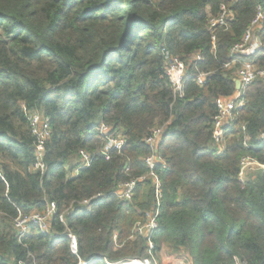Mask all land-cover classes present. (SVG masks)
I'll return each mask as SVG.
<instances>
[{
  "label": "trees",
  "instance_id": "obj_1",
  "mask_svg": "<svg viewBox=\"0 0 264 264\" xmlns=\"http://www.w3.org/2000/svg\"><path fill=\"white\" fill-rule=\"evenodd\" d=\"M223 7L227 27L211 28ZM260 9L264 0H0V264L149 258L148 241L131 237L157 208L151 173L161 183L155 257L166 245L191 264H264V172L239 180L242 157L264 162L263 79L246 91L225 146L213 140L216 101L237 92L240 66H225ZM257 35L262 48L240 58L264 70V22ZM168 56L188 67L183 98L167 77ZM33 112L51 123L45 171L36 168ZM103 124L125 140L108 158ZM163 127L152 170L146 140ZM132 181L131 200L113 194ZM50 203V233L33 226L20 241L15 220Z\"/></svg>",
  "mask_w": 264,
  "mask_h": 264
},
{
  "label": "built area",
  "instance_id": "obj_2",
  "mask_svg": "<svg viewBox=\"0 0 264 264\" xmlns=\"http://www.w3.org/2000/svg\"><path fill=\"white\" fill-rule=\"evenodd\" d=\"M232 17V14L226 7L222 8V12L217 19H213L210 22L211 28L227 27L228 20ZM264 22V10H259L256 19L253 21L250 28L247 30L240 44L236 45L232 51L233 59L227 64L226 68H232L235 65H239L238 80L241 84L240 90L228 98L221 97L216 101L217 115L214 117V129H213V140L216 144H219L222 148L225 146V134L226 127L235 121L236 112L238 109L245 105L244 95L246 91L258 80H264V70H258L255 68L253 63L245 58L251 57L262 48V43L257 35L259 28ZM215 38L213 41L215 42ZM240 57H245L241 59ZM196 60H201L199 55L196 56ZM188 67L177 57H167L166 73L170 84L172 85L174 94L178 98L185 96V87L187 80ZM208 74H200L196 77L198 85L202 86L206 83ZM32 134L36 137V156L37 165L36 168L45 171V165L43 159L45 155V146L47 141L50 139L52 134V128L50 120L38 112L29 113L27 115ZM165 128H158L153 131L150 138L146 140L147 145L153 150V155L145 160L147 166L150 169H154L156 164L162 162L159 156V147L163 138ZM100 135L105 139L106 145L102 150L101 154L106 158L109 157V153L112 150H121L125 145V140L121 137L114 138L110 135L111 128L107 125H102L99 129ZM261 142H264V134L259 137ZM246 148H252L248 145L247 140L244 143ZM82 167H90L92 160L90 155L82 151L80 153ZM264 172V162L252 156H244L240 161V175L239 180L241 183H245L249 177L255 176L256 174ZM1 176V171H0ZM2 177V176H1ZM156 186V198L157 208L156 211L150 216L147 222L138 223L135 226L133 236L131 239L136 237H143L148 241V249L150 257L145 260L133 259L126 260L119 263L107 264H158L157 258L154 255L156 249L153 237L158 228V218L160 214V199H161V183L159 178L151 173ZM146 178H141L139 181H144ZM137 186V181H132L121 185L113 194L120 200L127 201L131 200L134 191ZM104 195H98L91 200L84 201L83 206H89L91 202L98 198H103ZM56 204L50 203L46 207V210L41 213H32L29 215H20L15 220V228L18 233V238L21 241L31 230L33 226L37 227L41 234L50 233L51 220L56 215ZM60 222L65 223V216L62 214L59 217ZM68 237L71 240V250L74 255L78 254V241L76 236L69 232ZM117 240V235L114 237ZM24 264V263H20ZM77 264H92V260H80Z\"/></svg>",
  "mask_w": 264,
  "mask_h": 264
},
{
  "label": "rangeland",
  "instance_id": "obj_3",
  "mask_svg": "<svg viewBox=\"0 0 264 264\" xmlns=\"http://www.w3.org/2000/svg\"><path fill=\"white\" fill-rule=\"evenodd\" d=\"M156 258L158 264H191L184 251L174 253L166 245L161 248Z\"/></svg>",
  "mask_w": 264,
  "mask_h": 264
},
{
  "label": "water",
  "instance_id": "obj_4",
  "mask_svg": "<svg viewBox=\"0 0 264 264\" xmlns=\"http://www.w3.org/2000/svg\"><path fill=\"white\" fill-rule=\"evenodd\" d=\"M240 88H241V84H240L239 81H237V82H236V89H237V90H240Z\"/></svg>",
  "mask_w": 264,
  "mask_h": 264
}]
</instances>
